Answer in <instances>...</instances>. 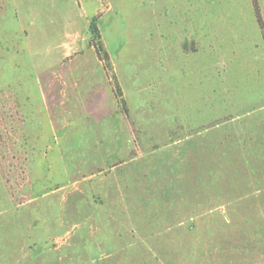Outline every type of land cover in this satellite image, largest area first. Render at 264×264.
I'll list each match as a JSON object with an SVG mask.
<instances>
[{"label":"rangeland","instance_id":"rangeland-1","mask_svg":"<svg viewBox=\"0 0 264 264\" xmlns=\"http://www.w3.org/2000/svg\"><path fill=\"white\" fill-rule=\"evenodd\" d=\"M0 264H264V0H0Z\"/></svg>","mask_w":264,"mask_h":264},{"label":"trees","instance_id":"trees-1","mask_svg":"<svg viewBox=\"0 0 264 264\" xmlns=\"http://www.w3.org/2000/svg\"><path fill=\"white\" fill-rule=\"evenodd\" d=\"M258 18H259L260 23L263 24V23H262L261 16H260V13H258Z\"/></svg>","mask_w":264,"mask_h":264}]
</instances>
